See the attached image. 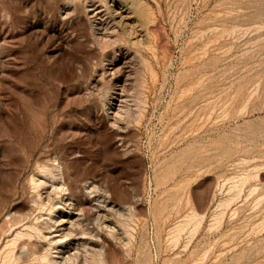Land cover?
<instances>
[{
	"label": "rangeland",
	"instance_id": "1",
	"mask_svg": "<svg viewBox=\"0 0 264 264\" xmlns=\"http://www.w3.org/2000/svg\"><path fill=\"white\" fill-rule=\"evenodd\" d=\"M0 264H264V0H0Z\"/></svg>",
	"mask_w": 264,
	"mask_h": 264
},
{
	"label": "bare ground",
	"instance_id": "2",
	"mask_svg": "<svg viewBox=\"0 0 264 264\" xmlns=\"http://www.w3.org/2000/svg\"><path fill=\"white\" fill-rule=\"evenodd\" d=\"M64 221V220H63ZM59 232V231H58ZM60 232H62L61 230H60Z\"/></svg>",
	"mask_w": 264,
	"mask_h": 264
}]
</instances>
